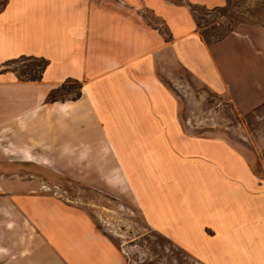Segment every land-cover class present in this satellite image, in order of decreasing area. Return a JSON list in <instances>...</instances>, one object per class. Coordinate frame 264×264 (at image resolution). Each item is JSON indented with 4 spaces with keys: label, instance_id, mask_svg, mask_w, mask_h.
Listing matches in <instances>:
<instances>
[{
    "label": "crops",
    "instance_id": "1",
    "mask_svg": "<svg viewBox=\"0 0 264 264\" xmlns=\"http://www.w3.org/2000/svg\"><path fill=\"white\" fill-rule=\"evenodd\" d=\"M221 1L0 0V171L9 174L0 179V264H123L86 211L13 171H74L89 184L130 186V148L173 139L195 175L188 212L174 208L159 223L132 196L148 221L205 264H264V178L228 138L183 132L178 99L158 76L160 67H184L239 111L264 101V25L240 24L213 43L198 31L190 3ZM21 55L48 59L41 78L3 65ZM69 77L80 95L47 99ZM108 92L124 100L126 125L103 139L100 123L113 119L100 114L113 110Z\"/></svg>",
    "mask_w": 264,
    "mask_h": 264
},
{
    "label": "rangeland",
    "instance_id": "2",
    "mask_svg": "<svg viewBox=\"0 0 264 264\" xmlns=\"http://www.w3.org/2000/svg\"><path fill=\"white\" fill-rule=\"evenodd\" d=\"M225 2L226 0H222L221 4ZM192 6L194 4L190 3V8ZM209 8L197 6L193 12L198 18L197 28L200 35L204 39L207 38L205 40L209 43L215 42L219 37L223 38L240 24L264 25V0H228L224 13L212 12ZM143 14L152 23L149 13ZM162 29L168 35L167 29ZM35 61L29 57H19L3 65L14 70L17 76L25 78L29 75L27 69ZM158 76L178 99V118L183 132L228 138L243 150L253 175L264 178V101L247 111H239L227 94L210 89L184 67H160ZM76 90L77 83L72 79L66 80L64 87L57 89L53 96L68 97ZM106 95L111 97L109 92ZM111 103V112L100 113L102 119L107 113L113 117L111 122L100 123L99 134L103 139L105 136H112L116 130L119 131L126 125L123 119L126 113L124 100L119 98L118 94L112 93ZM106 105L108 109L109 104ZM92 113L90 111L91 115ZM72 125L73 122L70 127H73ZM72 130L76 131L73 128ZM76 135H71L69 139L71 146H78L79 138ZM92 139V136L86 137L85 142L89 144ZM60 140L58 137L57 144ZM48 147L49 150L53 149V146ZM130 149L135 165L123 164L130 186L89 184L74 171H49L27 167L13 172L20 177L38 179L39 190L86 211L95 225L119 248L123 264H205L149 222L139 202L132 197L135 195L146 212L153 215V219L159 223L167 221L165 212L174 208H183L188 212L190 180L195 175L190 173L185 163V156L182 154L184 148H178L176 140L173 139L166 142L165 147L145 145L139 148L133 145ZM50 152L55 156L57 154L56 150ZM4 172L0 171V179L9 176L8 171ZM8 178L15 183L26 182L14 176ZM172 180L178 181L177 185L170 183ZM183 216L185 217L183 214L180 219H184Z\"/></svg>",
    "mask_w": 264,
    "mask_h": 264
},
{
    "label": "trees",
    "instance_id": "3",
    "mask_svg": "<svg viewBox=\"0 0 264 264\" xmlns=\"http://www.w3.org/2000/svg\"><path fill=\"white\" fill-rule=\"evenodd\" d=\"M227 3H228V0H226V2L224 4H216V5H213L212 7H206L204 5H200L198 3L194 4V6L191 7V10L192 12H194V10L198 7L200 8H204V9H207L209 8L208 10L209 11H220L221 13H224L225 10H226V6H227ZM194 14V13H193ZM194 17H195V21H196V24H198V18L197 16L194 14ZM220 38V37H219ZM217 38V39H219ZM207 40V38H205ZM19 57H29V58H32L34 60H36L28 69H27V72L29 73V75H27L25 78L24 77H21L20 75H18L19 78H22V79H39L41 78L42 76V71L44 69V67L46 66L47 62H48V59H46L45 57H42V56H34V55H21ZM19 57H16V58H12V59H9L7 60L5 63H8L10 61H14L16 59H18ZM33 65H37V67L35 68ZM74 80L76 83H77V90L75 91L74 94H72L71 96H68V97H64V98H60V97H55L53 96V93L57 90V89H60L62 87H64V84L66 82V80ZM81 82L76 79V78H67L65 79L60 85L52 88L48 94H47V99H50V100H54V99H65V98H76L80 95L81 93Z\"/></svg>",
    "mask_w": 264,
    "mask_h": 264
}]
</instances>
